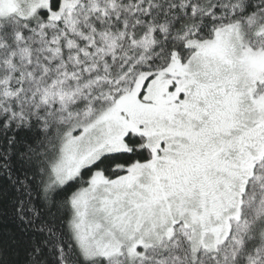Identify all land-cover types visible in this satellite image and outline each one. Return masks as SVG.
Returning a JSON list of instances; mask_svg holds the SVG:
<instances>
[{
    "label": "snow or ice",
    "instance_id": "1",
    "mask_svg": "<svg viewBox=\"0 0 264 264\" xmlns=\"http://www.w3.org/2000/svg\"><path fill=\"white\" fill-rule=\"evenodd\" d=\"M0 264H264V0H0Z\"/></svg>",
    "mask_w": 264,
    "mask_h": 264
}]
</instances>
